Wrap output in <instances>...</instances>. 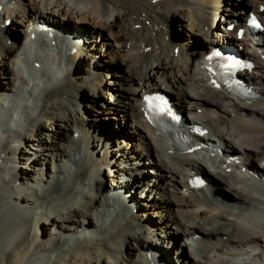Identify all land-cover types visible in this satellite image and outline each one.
Listing matches in <instances>:
<instances>
[{
  "label": "bare ground",
  "instance_id": "bare-ground-1",
  "mask_svg": "<svg viewBox=\"0 0 264 264\" xmlns=\"http://www.w3.org/2000/svg\"><path fill=\"white\" fill-rule=\"evenodd\" d=\"M236 1L0 0V264H264V0ZM224 44L258 97L208 70ZM154 92L203 148L158 134Z\"/></svg>",
  "mask_w": 264,
  "mask_h": 264
},
{
  "label": "rangeland",
  "instance_id": "rangeland-1",
  "mask_svg": "<svg viewBox=\"0 0 264 264\" xmlns=\"http://www.w3.org/2000/svg\"><path fill=\"white\" fill-rule=\"evenodd\" d=\"M244 1H248V0H237L236 1V4L234 5V10H236V11H238V12H240L241 10H243V8L245 7L244 5ZM248 10H250V7H248V9H247V11L246 12H248ZM177 24V25H176ZM175 24V31L177 32V33H184V31H186L185 29H184V27L182 26V25H180V24H178V23H176ZM182 29V30H181ZM171 30H172V28H171ZM171 30H170V32H171ZM173 31V30H172ZM187 32V31H186ZM232 33L233 34H235L236 33V30L234 29V30H232ZM171 35H173L172 33H171ZM12 36V41H16L17 39H18V37L15 35V34H12L11 35ZM68 58H70V54H68ZM115 63H118V62H115ZM103 67V69H105V70H103V72H101V73H98L102 78H104V77H109V75L111 76L112 74H113V72L111 71V70H109V69H106L105 67H104V65L103 64H98L97 65V67ZM97 74V75H98ZM109 74V75H108ZM99 75H98V78H99ZM102 78H100V79H102ZM89 97L90 98H92V96L91 95H89ZM93 102V104L95 105V106H99L100 107V105L102 104V99L101 98H95V100H93L92 101ZM79 112L81 113V114H83V111H81V110H79ZM107 125H109L108 127H110L109 129H107L108 131H111V132H114V133H119V134H123L122 132H123V130H122V125H121V122L120 121H118V119H116V120H110L109 122H108V124ZM127 128H129V130H134V127H127ZM147 166V165H146ZM151 166V165H150ZM149 165L147 166V171L149 170H151V167H150ZM146 170H145V174H148L147 172H146ZM152 175V174H151ZM150 174H149V176H151ZM120 176V175H119ZM119 176L117 177V178H119ZM111 181V179H107L106 180V183H108V182H110ZM138 193H140L139 191H137V194ZM129 198H123V197H116L115 199H114V201L115 202H117V204L118 205H120L121 203H124V204H126V205H130L131 203L129 202V200H128ZM131 206V205H130ZM129 208H131V207H129ZM158 258V256L155 258V259H157ZM155 262V261H154ZM156 263V262H155Z\"/></svg>",
  "mask_w": 264,
  "mask_h": 264
},
{
  "label": "snow or ice",
  "instance_id": "snow-or-ice-1",
  "mask_svg": "<svg viewBox=\"0 0 264 264\" xmlns=\"http://www.w3.org/2000/svg\"><path fill=\"white\" fill-rule=\"evenodd\" d=\"M252 23H253L254 26L260 27V25L255 21V19H253Z\"/></svg>",
  "mask_w": 264,
  "mask_h": 264
}]
</instances>
